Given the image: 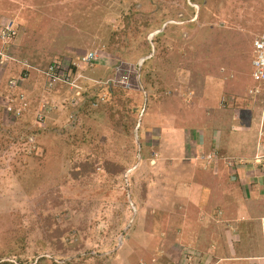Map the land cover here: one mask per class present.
I'll return each mask as SVG.
<instances>
[{
	"label": "rangeland",
	"instance_id": "1",
	"mask_svg": "<svg viewBox=\"0 0 264 264\" xmlns=\"http://www.w3.org/2000/svg\"><path fill=\"white\" fill-rule=\"evenodd\" d=\"M3 17L19 33L4 47L0 103L24 112L0 106V261L264 264V195L248 212L241 181L220 172L264 127V94L249 92L264 0H0ZM53 59L77 69L65 63L72 80L52 88ZM17 60L30 65L23 81L7 73ZM234 108L248 122L242 146L223 130L220 159L195 163L189 132L210 135Z\"/></svg>",
	"mask_w": 264,
	"mask_h": 264
},
{
	"label": "crops",
	"instance_id": "2",
	"mask_svg": "<svg viewBox=\"0 0 264 264\" xmlns=\"http://www.w3.org/2000/svg\"><path fill=\"white\" fill-rule=\"evenodd\" d=\"M0 47H2V45ZM25 63L26 61L17 60L16 64L10 65L11 67H8L7 73L14 74L19 71L21 72V70L26 68V66H30L28 64L25 65ZM18 64L19 65L22 64L21 69L19 68ZM1 76H2L1 78H3V75ZM4 92H5L4 95L6 96V93H8L9 90L6 88ZM1 105H3V98L0 103V106ZM209 112L212 115H214L216 111L213 113V109L209 108ZM261 114H263L262 111H261ZM230 115H231L230 117L232 118L229 117L230 119L228 118L227 120L225 119L223 120L222 114H220L218 117H215V118L213 117L215 121L217 122V126L214 127V130H213L214 132L211 133L210 135L204 134L203 130H197L196 132H191V131L189 132L187 136L190 138H193L194 133H195L196 135L195 139L197 140V143L194 147H195V152H198V155L196 156L192 154V158H193V155L195 156V159H194L195 163L198 161L202 162V160H205L207 165H211L212 163H216V162H213L212 160L220 159V156L222 155H220L219 141H220V137L223 135V130H228L225 136L228 137V141H230V143L233 141H237L236 144L238 145L240 144V146H242V143L245 140L244 139L245 132L248 131L247 130L248 129L247 119L240 117L241 116L240 109L234 108V110L232 111ZM251 117L255 118L256 116L254 117V115H252ZM261 118H262V115H261ZM238 121H240L239 125L237 124ZM238 130L242 131L243 133L242 134L236 133ZM258 130H259L260 137H258L257 139L254 151L251 150L250 152L251 155L242 157L244 161H239L238 163H236L235 160L227 159V161L229 162L228 163L229 166L225 167V170L224 169L220 170V172H224L225 175L232 176L235 180L239 179L241 181V184H242L241 189L244 192L243 194L246 199L243 203H245L247 207L246 209L248 210V212L249 210L253 211V208H254V204H251L250 202L251 200L250 198H252L251 194L259 195L261 193L264 195V127H262V125L260 124L258 127ZM217 137L218 139H216ZM214 139H216V142L218 141V144L214 143ZM206 148L208 150H206ZM200 154L201 156H199ZM198 156L202 160L199 159ZM210 175L213 178V174L211 173ZM210 188L213 191L215 190V188H213L211 185H210ZM208 202L211 203V200L209 199ZM259 219L261 220V223H262V220H264V216L260 217ZM263 259H264V254L262 256L255 257V261H258L260 263L261 261L259 260H263Z\"/></svg>",
	"mask_w": 264,
	"mask_h": 264
},
{
	"label": "built area",
	"instance_id": "3",
	"mask_svg": "<svg viewBox=\"0 0 264 264\" xmlns=\"http://www.w3.org/2000/svg\"><path fill=\"white\" fill-rule=\"evenodd\" d=\"M18 34V27L15 23V21L11 18H0V42L2 44V47H0V69H3L4 66L10 61H12V57L7 53L5 50V45L9 44L15 36ZM252 53L253 57L251 59V77L254 82H256L258 85L252 87L249 92L252 95H260L264 94V32L258 34L255 36L252 40ZM96 54L94 52H89L86 55L82 56L83 62H91L96 59ZM65 61L58 65L57 63H51V65L48 67V69L44 72L45 75L49 77V81L52 83L54 81L55 77L51 76L54 72H59L60 74H64L63 69ZM26 65V63H25ZM26 69V68H25ZM27 70H22L19 76V80L23 81L27 78V74L25 73ZM129 75V74H127ZM68 77V74L66 75ZM68 82V81H67ZM10 88L17 87V80L16 79H10L8 83ZM23 94H19V99L23 100ZM6 110L8 113H13L15 116H20L22 113L21 108L15 107L12 100L7 101L6 103Z\"/></svg>",
	"mask_w": 264,
	"mask_h": 264
},
{
	"label": "trees",
	"instance_id": "4",
	"mask_svg": "<svg viewBox=\"0 0 264 264\" xmlns=\"http://www.w3.org/2000/svg\"><path fill=\"white\" fill-rule=\"evenodd\" d=\"M18 36V35H17ZM17 36H15L14 37V39L11 41V42H14L15 40H16V37ZM150 51V50H149ZM148 51V52H149ZM65 60H61V59H53L49 64H48V66H50L51 65V63H57L58 62V65H61L63 62H64ZM70 61H67V62H65V63H67V65H68V68L69 69H71V71H73L75 68L77 69V67L72 63V62H70ZM64 63V64H65ZM27 68H28V66H26V69L24 68V70H27ZM48 69V67L45 69V71ZM45 74V73H44ZM68 74V77L66 76ZM66 75H63V74H60L59 72H54L53 73V75L51 76V78L52 77H55L54 78V81L51 83L50 81H49V77L47 76V75H45L44 77L46 78L45 79V81H46V85H47V87H54V86H57V85H59V84H65V83H67V81L68 82H70L72 79H71V73L69 72V73H66ZM130 77H129V75L128 76H124V77H121V79H120V81H115L116 79L115 78H113L112 79V82H113V84H114V86H117L116 88H118V90H122V89H124V88H122V87H119L117 84L118 83H124V84H127V83H125L124 82V80H127V79H129ZM102 84H104L105 86H106V83H102ZM108 86V85H107ZM106 86V87H107ZM101 87V86H100ZM126 87H127V85H126ZM102 88H103V86H102ZM105 88V87H104ZM103 88V89H104ZM114 89H112V90H108V89H106L105 91L107 92V95H108V97L109 98H111V96H112V93H115V90L113 91ZM117 90V89H116ZM100 91H101V89H100ZM102 93V92H101ZM104 94V93H103ZM110 95V96H109ZM97 96L99 97V94H97L96 93V95H93V97L91 98V100H95V99H97ZM113 97V96H112ZM115 97H117V95H115ZM4 100H5V97H4ZM107 101H105V103H106V105H108L109 104V99H106ZM43 153L41 154V158H43ZM38 159V158H37ZM45 159V158H44ZM118 168H120L119 166H118ZM44 257H42L41 259H43ZM41 259H37V261L35 262V264H40V260ZM27 259H23V258H18L17 259V261H11V260H1L0 261V264H25V263H27V261H26ZM51 262H53L54 264H61V262H59V261H56V260H54V259H52V261Z\"/></svg>",
	"mask_w": 264,
	"mask_h": 264
},
{
	"label": "clouds",
	"instance_id": "5",
	"mask_svg": "<svg viewBox=\"0 0 264 264\" xmlns=\"http://www.w3.org/2000/svg\"><path fill=\"white\" fill-rule=\"evenodd\" d=\"M15 21V20H14ZM15 23H16V21H15ZM16 25H17V23H16ZM18 27V26H17ZM18 31H19V27H18ZM18 35V34H17ZM253 40V39H252ZM251 47H252V41H251ZM251 52H252V48H251ZM97 56V55H96ZM149 56V55H148ZM97 58V57H96ZM145 59H146V57H143V59L141 60V62H140V65H141V63H144V61H145ZM253 80V79H252ZM9 86V85H8ZM254 87V86H253ZM251 89V88H250ZM14 90V92H15V89H13ZM19 94H22V93H18V97H19ZM10 97H5V100L3 99V102L5 101V103H4V108L5 109H3L7 114H10V113H8L7 112V110H6V103H7V101H9L8 99H9ZM23 112L24 111H22V113L21 114H23Z\"/></svg>",
	"mask_w": 264,
	"mask_h": 264
}]
</instances>
